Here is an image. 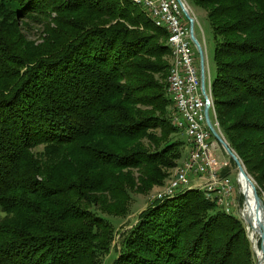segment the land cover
<instances>
[{
    "label": "trees",
    "instance_id": "obj_1",
    "mask_svg": "<svg viewBox=\"0 0 264 264\" xmlns=\"http://www.w3.org/2000/svg\"><path fill=\"white\" fill-rule=\"evenodd\" d=\"M189 1L215 35L214 117L264 196V0ZM168 39L130 0H0V264H102L107 218L178 166ZM113 264L255 263L243 224L190 190L142 211Z\"/></svg>",
    "mask_w": 264,
    "mask_h": 264
},
{
    "label": "built area",
    "instance_id": "obj_2",
    "mask_svg": "<svg viewBox=\"0 0 264 264\" xmlns=\"http://www.w3.org/2000/svg\"><path fill=\"white\" fill-rule=\"evenodd\" d=\"M182 1L192 16L186 0ZM145 3L172 32L171 46L176 48L175 74L170 83L175 105L172 118L179 125V130L187 137L192 150V160L189 165L185 170H181L178 180L174 184H169L163 195L171 194L174 190H181L188 185H203L210 188V197L216 200L218 206L220 204L229 206L227 200L232 196L234 186L232 180L223 174L229 164L220 161L214 154L219 143L213 140L214 137L207 127L205 117L207 102L202 90L200 66L190 38L187 18L177 0H145ZM208 79L209 64L206 52V83ZM213 141H216V144ZM193 178H198L202 182L193 184L191 182Z\"/></svg>",
    "mask_w": 264,
    "mask_h": 264
},
{
    "label": "rangeland",
    "instance_id": "obj_3",
    "mask_svg": "<svg viewBox=\"0 0 264 264\" xmlns=\"http://www.w3.org/2000/svg\"><path fill=\"white\" fill-rule=\"evenodd\" d=\"M186 2L188 4L189 8L191 9V15H192L191 17L194 19L195 37L200 42V44L204 50V56H206V52H207L208 64H209V68H210V75H211V78L213 80V79H215V75H216V68H215V63H214V51H215V44H216L215 35L212 31L211 25H210L207 17H206V12L203 9L195 6L191 1L186 0ZM151 23H152V21H151ZM188 23H189V21H188ZM41 31H42L41 26L30 25L29 27H24V33L26 34V36L30 40H33V41L39 40V37L41 35ZM194 48H195V46H194ZM195 51L197 54V63H198V66H200V57H199V54H198L196 48H195ZM167 60L169 62V65H171V63H172V51H171V55H169ZM200 72H201V68H200ZM169 74H170V69H169ZM168 77H169V75H168ZM205 84H206V81H205ZM168 97L171 100L169 92H168ZM171 101L173 103V108H174V106H175L174 102H173V100H171ZM211 101H212V106L214 108L212 94H211ZM174 111H175V109L173 110V113H174ZM210 117H211V119H214V113L213 112H211ZM172 124H173V120H172ZM173 126H174V124H173ZM219 132H220V135L224 138L222 132L220 131V128H219ZM177 139H179L182 143H184V146L182 149V159L178 162V166L176 168L169 170V177L165 180L163 185L155 186L151 190V192L147 195L133 193L132 194L131 207H130V213L127 217H125V218H117V217L107 218L110 221V223L116 229V238L114 241L112 251L110 252L109 255H107L103 258L102 264H113V262L115 261L117 255H118V250L120 248V242L122 240L123 234L126 231H128L131 227H133L134 224H136L137 219H138V215L142 211H144L149 205H151L153 202L156 201V199L154 197L155 196L157 197V195L160 192H163L168 187L170 182L177 176V174L180 172V170L185 167L186 162L189 161L190 147H189L188 142H187V137L185 136V134L181 130H178ZM213 140H215V139L213 138ZM215 142L216 141H213L214 144H216ZM216 146L218 147V149H217V152L214 151V154H215V156H217V158L220 161L227 162L229 164L227 170H225L223 172V174L225 172L229 171V174L226 176L232 180V183L234 186V192L232 193V196L229 197V199L227 200V202L229 203V207L231 209V213L228 214L224 210L223 207L225 206V204H220L219 205L220 207L219 206L218 207L222 211H224L227 215H230V216H233L234 218H237V220H239L243 224V226L245 227V229L247 231V235H248V238L251 242L252 250L254 252V245H253L252 240L250 238L248 223L245 219V216H243V214L245 212V196L242 193L240 183H238L239 172L237 170V166L235 163H234L235 165L232 163L233 160L226 154V152L224 151V149L222 148V146L220 144H218ZM39 150H41V149H39ZM245 169H246V167H245ZM246 171H247V169H246ZM247 173H248V171H247ZM248 175L254 180V178L249 173H248ZM194 179L197 180L198 183L202 182L198 178H193L191 180V182L193 184H198V183H194V181H195ZM254 182H255V180H254ZM255 185H256V182H255ZM256 187H257V185H256ZM193 190H199V189H193ZM188 191H190V190H188ZM200 191H202V190H200ZM204 194H205V197L207 199L206 193H204ZM260 197L264 199V196H260ZM4 217H5V214L0 209V220H2ZM254 263L258 264L255 252H254Z\"/></svg>",
    "mask_w": 264,
    "mask_h": 264
},
{
    "label": "bare ground",
    "instance_id": "obj_4",
    "mask_svg": "<svg viewBox=\"0 0 264 264\" xmlns=\"http://www.w3.org/2000/svg\"><path fill=\"white\" fill-rule=\"evenodd\" d=\"M130 1L134 5L141 7L146 12L147 16L150 18V20L152 21V23L156 27L161 28V29H165L169 32V39H168L167 45L169 46V48L172 51V63L170 65V74L168 77V92H169V95L171 97V100H173V97H172V94L170 91V83L172 81L173 75L175 74L176 48L174 46H171L172 32L170 31L169 28H167V25L160 18L157 17L156 14L152 13V11L146 5L145 0H130ZM189 10H191V9L189 8ZM207 82H208V87H207L206 94L208 96H210V98H211L210 74H209V79L207 80ZM211 112L214 113V108H213L212 104L210 107V114H211ZM172 120H173L174 126L179 130V125L176 123V121L173 118H172ZM212 120H213V123L216 126V128L219 130V124H218L216 118L214 117V119H212ZM187 142H188V145L190 147V142L189 141H187ZM191 160H192V150H190L189 161L186 162L185 167L182 168L181 170H185V168H187V166L189 165V162ZM181 170H180V172H181ZM180 172L170 182V184H174L178 180V176L180 175ZM251 181H252V183L255 184V182L252 178H251ZM240 186H241L242 193L245 196V212H244L243 216H245V219L248 223L250 238H251L252 243L254 245V252H255L258 264H264V249H263L264 237L262 236V233H264V211L261 208L257 207V204L255 202V197H254V189H253L252 185L249 182H247L244 177H240ZM167 188L163 192H160L157 195V197L156 196L154 197L155 199H158L156 201H163L166 199L174 198L179 193L180 194L185 193L188 190L199 189V190H202L204 193H206L208 200L216 203V200L210 197V188L203 186V185H188V186H185V188H183L181 190H174L173 192H171V194L163 195L166 192ZM262 200L264 202L263 198H262ZM223 208L228 214L231 213V209L229 206H224Z\"/></svg>",
    "mask_w": 264,
    "mask_h": 264
},
{
    "label": "water",
    "instance_id": "obj_5",
    "mask_svg": "<svg viewBox=\"0 0 264 264\" xmlns=\"http://www.w3.org/2000/svg\"><path fill=\"white\" fill-rule=\"evenodd\" d=\"M177 1L181 4L182 9L184 11V14H185L187 20L189 21L190 38H191V41L194 44V46H195V48H196V50H197V52L199 54V57H200L202 90H203V93L205 94V98H206V102H207L206 107H205V117H206L207 127L210 130V132L212 133V135L215 138V140L222 146V148L224 149L226 154L236 164L237 170L239 172V174H238V183H240V177H244L246 179V181L249 182L252 185V187L254 189V197H255V202L257 204V207L261 208L264 211V202H263L262 198L260 197V195L258 193L256 185L254 183H252L251 177L248 175L243 163L241 162V160L239 159L237 154L230 148L228 142L220 135V132L213 125V122H212L211 117H210V107H211L212 101H211L210 96H208L206 94L204 50H203L200 42L195 37V33H194V19L190 16L188 10L185 8V5H184L183 1L182 0H177ZM262 236L264 237V233H262ZM263 249H264V247H263Z\"/></svg>",
    "mask_w": 264,
    "mask_h": 264
},
{
    "label": "crops",
    "instance_id": "obj_6",
    "mask_svg": "<svg viewBox=\"0 0 264 264\" xmlns=\"http://www.w3.org/2000/svg\"><path fill=\"white\" fill-rule=\"evenodd\" d=\"M209 74H210V68H209ZM210 79H211V82H212V78H211V75H210ZM206 86L208 87V82L206 83ZM188 155V154H187ZM195 180V179H194ZM194 183H198L197 180L194 181Z\"/></svg>",
    "mask_w": 264,
    "mask_h": 264
}]
</instances>
